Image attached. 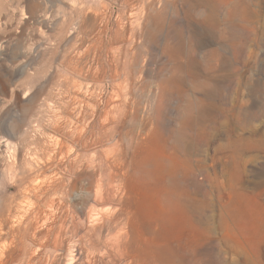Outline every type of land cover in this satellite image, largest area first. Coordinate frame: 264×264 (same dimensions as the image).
Returning a JSON list of instances; mask_svg holds the SVG:
<instances>
[{"label": "rangeland", "instance_id": "obj_1", "mask_svg": "<svg viewBox=\"0 0 264 264\" xmlns=\"http://www.w3.org/2000/svg\"><path fill=\"white\" fill-rule=\"evenodd\" d=\"M155 1L0 0V264H264V0Z\"/></svg>", "mask_w": 264, "mask_h": 264}, {"label": "bare ground", "instance_id": "obj_2", "mask_svg": "<svg viewBox=\"0 0 264 264\" xmlns=\"http://www.w3.org/2000/svg\"><path fill=\"white\" fill-rule=\"evenodd\" d=\"M131 1H133V0H131ZM144 1V0H143ZM150 1H152V0H150ZM158 0H156L155 1V3L157 2ZM161 1V0H160ZM170 1V4H171V1L172 0H163V2L162 3H164L163 5H166L167 4V2H169ZM152 3V2H151ZM151 3H149V2H147V4L145 5L146 7H147V5H149V7L151 6L152 8H155V5H157V4H159V2L157 3V4H155L154 2L152 3V5H150ZM185 6L186 5H188L189 3H187L186 2V0H185ZM196 4L198 3L197 1L195 2ZM143 5V4H142ZM145 6H143L144 7V9H145ZM192 6H195V4H192L191 5V7ZM166 7V6H165ZM165 7H162L161 8V10L160 9H158L157 11L155 10V13L154 14H152V16H150V15H148V22H146V23H148V27L146 26V29H147V31L146 32H144L145 34L143 35V40L144 41H146L147 43H149L148 41L149 40H152L153 39V36H156L157 35V33L159 32V31H161V30H159L158 29V24H159V22H161L162 21V18L164 19L165 17H163L164 16V9H165ZM148 8V7H147ZM192 8H194V10H195V7H192ZM192 8H190V9H188L187 8V10H189V11H191L192 10ZM149 9V8H148ZM153 9H151V11H152ZM123 19H124V17H123V15H120V16H118L117 17V21H116V29H115V33H117L118 31H122V32H125V28H126V26L124 27V25H123ZM151 21H153V22H151ZM151 22V23H150ZM163 25V24H162ZM128 27V26H127ZM149 27L151 28L150 30H149ZM160 28V27H159ZM161 29H163V27L161 28ZM128 30V32H127V37H126V39L125 40H130V41H134L135 39L134 38H132V36L135 34V28L133 27V25H132V23H131V21H130V26H129V29H127ZM140 30V29H139ZM173 30V29H172ZM176 30V29H175ZM179 30V29H178ZM162 32V31H161ZM170 32V31H169ZM141 33V32H140ZM175 33V32H174ZM159 34V33H158ZM179 34V33H178ZM124 35H125V33H123V37H124ZM171 35V37H172V33L170 34ZM170 35L168 34V36L170 37ZM176 35V34H175ZM122 37V38H123ZM134 37H135V35H134ZM151 37H152V39H151ZM158 39V38H157ZM123 40V39H122ZM120 41V40H119ZM131 42V43H132ZM135 42V41H134ZM133 42V43H134ZM145 42V43H146ZM154 42V41H153ZM170 42H172V41H170ZM130 47V46H129ZM126 48V47H125ZM141 48V47H140ZM130 49H131V47H130ZM132 50V49H131ZM137 51V50H136ZM195 51H196V47L193 45V43H191L186 49H185V46H184V44L182 43V41L181 40H176V41H174V43H172V44H169V43H164V46H163V52H165L166 54H168L170 57H172L174 60H180V58L185 54L186 56H187V58H188V61L190 62V63H194L195 62ZM138 52V51H137ZM133 53V52H132ZM135 54V53H134ZM134 54H133V56H134ZM135 59V58H134ZM131 63V62H130ZM129 63V64H130ZM177 65V64H176ZM177 67H179V66H177ZM181 67V66H180ZM177 70V69H176ZM176 72V71H175ZM173 77H175V75L173 76ZM174 80L175 79H177V78H173ZM163 83H166V81H163ZM22 167V166H21ZM18 168V167H17ZM24 168H25V166H24ZM31 169V168H30ZM17 170V169H16ZM21 170V169H20ZM24 170V169H23ZM50 170V169H49ZM18 171V170H17ZM22 171V170H21ZM26 171V170H25ZM24 171V172H25ZM63 171V170H62ZM23 172V171H22ZM29 172V171H28ZM33 172V171H32ZM64 172V171H63ZM72 172V171H71ZM78 172V171H77ZM25 173H27V172H25ZM39 173V172H38ZM37 173V174H38ZM66 173V172H65ZM18 174L20 175V172H18ZM36 174V175H37ZM64 175V174H63ZM71 175H73V174H71ZM100 175V174H99ZM18 176V175H17ZM32 176V175H31ZM41 176H43V175H41ZM41 176H39V177H41ZM135 176H137V178L140 180V181H143L144 179H143V177L140 175V174H135ZM39 177H37V178H39ZM31 178V177H30ZM33 179H35V177L33 178ZM28 180V179H27ZM99 180V179H98ZM32 181V180H31ZM40 181V180H39ZM43 181V180H42ZM15 183V182H14ZM25 183H27V182H25ZM35 183H36V181H35ZM49 183V182H48ZM27 185V184H26ZM42 185V184H41ZM98 185V184H97ZM96 185V189H98V188H100V184H99V187ZM39 186H40V183H39ZM25 187V186H24ZM29 187V186H28ZM35 187V186H34ZM41 187V186H40ZM33 188V187H32ZM37 188H38V186H37ZM29 189V188H28ZM36 190V189H35ZM42 190V189H41ZM101 190V189H100ZM23 191H25V190H23ZM26 193H27V191H26ZM101 192H99L98 190L95 192V194H94V196L97 198H94L95 199V201H98V202H101V201H103L102 199H101V201L100 200H98L99 199V197H97V196H100V198H101V196H102V193L100 194ZM51 197V196H50ZM54 197V196H53ZM104 197V196H103ZM92 198V197H91ZM94 199H92V201L94 200ZM104 200H105V198H104ZM53 201V200H52ZM53 203V202H52ZM105 203V202H104ZM109 203V202H108ZM107 203V204H108ZM39 204V203H38ZM40 205V204H39ZM53 205V204H52ZM106 205V204H105ZM22 206V205H21ZM24 206V205H23ZM46 207V206H45ZM50 208H52V206L50 207ZM28 209V208H27ZM22 210V209H21ZM20 210V211H21ZM24 210H25V208H24ZM24 212V211H23ZM92 214V213H91ZM90 214V215H91ZM40 215V214H39ZM41 215H42V213H41ZM43 216H44V214H43ZM42 216V217H43ZM37 218H39V217H37ZM43 218H45V217H43ZM63 219H64V217H63ZM45 220V219H44ZM38 221H43V219L42 220H40V218H39V220ZM61 221V220H60ZM59 221V222H60ZM44 222V221H43ZM63 220L61 221V223L59 224V226L55 229V231H54V233H53V242H52V246H51V250H49V254H47L43 259H42V264H60L61 262H60V259H57V257L53 254V252L55 251V250H58V249H60V250H62L63 249V237H62V232H63V226H62V224H63ZM116 223H117V219H116V217H115V220L114 221H112V224H114V226H115V228H116ZM36 225H38V224H36ZM40 226V225H39ZM65 227V226H64ZM37 228V227H36ZM38 229V228H37ZM36 230V229H35ZM114 230H115V232H114ZM105 236H106V238L108 239V240H111V241H113V245H114V248H115V260H113L112 258H111V256L109 255V254H106L107 255V261H105L104 259H103V256H104V254H98V253H96V251H92L91 249H89V248H85L86 249V255H87V257H88V260L86 261L87 262V264H136V257L133 255V253L131 252V250L129 249V241H128V239H127V237H122V235H119V233L116 231V229H114L113 228V231H112V228H111V230L109 231V232H107L106 234H105ZM71 239V238H70ZM72 240V239H71ZM78 240H82V236H79L78 237ZM84 245V244H83ZM81 243H79V246H78V249L77 250H74V251H72V252H70L69 254H68V256H69V260H70V264H75L77 261L79 262L81 259H82V256L84 255V253L81 251ZM85 246V245H84ZM100 251V250H99ZM85 258V257H84ZM1 263V262H0ZM64 264V263H63ZM81 264V263H80Z\"/></svg>", "mask_w": 264, "mask_h": 264}]
</instances>
